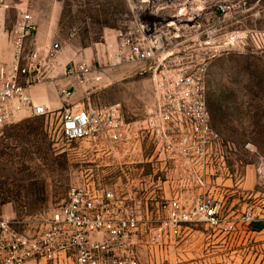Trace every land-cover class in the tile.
<instances>
[{"label": "rangeland", "instance_id": "1", "mask_svg": "<svg viewBox=\"0 0 264 264\" xmlns=\"http://www.w3.org/2000/svg\"><path fill=\"white\" fill-rule=\"evenodd\" d=\"M219 5L224 7L221 14L215 12ZM25 13L31 16L38 46L59 43L61 50L48 64L49 79L43 84L51 87L48 108L53 111L0 130V222L7 221L18 232H38L46 214L72 187H132L141 178V164L124 165L129 158L109 145H183L184 132L188 145H214L201 136L204 122L194 93L188 97L185 116L175 115L164 124L171 129L166 139L161 135L154 142L155 135L149 138L146 133L112 144L99 136L65 141L59 135L61 106L118 105L123 119L134 123L152 114V76L158 60L116 59L140 38L138 25L155 15L161 22L158 33L173 35L166 49L168 74L201 77L207 125L236 148L223 179L210 183L213 191L224 189L223 216L235 222L236 230L192 226L168 256L178 259L175 264H264L263 235L248 230L239 219L246 191L254 195L255 205H264V0H0V65L11 57L9 33ZM207 30L216 31V39L235 33L233 48L211 57L202 44ZM131 159H140L137 148ZM125 171L133 181L123 178ZM147 202L149 210L154 208L153 199Z\"/></svg>", "mask_w": 264, "mask_h": 264}, {"label": "built area", "instance_id": "2", "mask_svg": "<svg viewBox=\"0 0 264 264\" xmlns=\"http://www.w3.org/2000/svg\"><path fill=\"white\" fill-rule=\"evenodd\" d=\"M223 11L222 5L215 9L219 14ZM170 22L168 27L173 24ZM160 23L155 15L141 22L137 28L140 38L116 59V63L158 60L152 76L156 105L152 114L134 123L123 119L118 105L87 104L76 109L61 106L59 135L65 141L99 136L112 144L146 133L149 138L155 135L154 142L161 135L166 139L171 129H165L164 124L168 125L175 115L185 116L188 97L194 93L204 122L201 136L214 145H188V132L182 136L183 145H109L115 151L119 147L129 158L124 165L141 164L139 181L118 190L111 185L90 183L72 187L66 199L46 214L43 228L38 232H18L7 221H1L0 264H24L31 260L50 264H175L178 259L168 255L175 253L178 240L192 226L202 225L213 232L236 230L235 222L223 216L224 189L213 191L210 184L214 179H223L235 145L224 143L207 125L201 77L168 74L166 49L173 43V35L158 33ZM33 29L31 16L25 13L9 33L12 54L8 62L0 65V130L21 119L47 116L53 111L36 103L30 89L48 83L45 72L61 46L53 43L39 49L33 40ZM215 32L207 30L202 41L211 57L233 48L237 37L231 32L216 39ZM61 92L68 96L65 88ZM136 148L140 155L137 161L131 159ZM144 165L148 173H144ZM122 174L127 182L134 180L128 172ZM245 197L240 222L248 230L262 234L264 239V205H255V197L249 191ZM148 198L155 201L151 210Z\"/></svg>", "mask_w": 264, "mask_h": 264}, {"label": "crops", "instance_id": "3", "mask_svg": "<svg viewBox=\"0 0 264 264\" xmlns=\"http://www.w3.org/2000/svg\"><path fill=\"white\" fill-rule=\"evenodd\" d=\"M33 40L35 45L39 48L42 49L41 47L38 46V36L37 34L33 35ZM56 58V57H55ZM30 93L31 96L33 98V100L36 103L42 104L44 106L50 107L51 104V87L50 85H37L34 86L30 89ZM24 264H48L45 260H39V261H35V260H31V261H27Z\"/></svg>", "mask_w": 264, "mask_h": 264}]
</instances>
